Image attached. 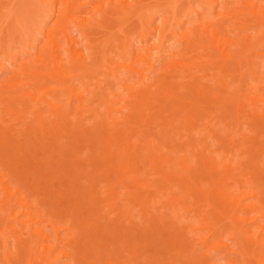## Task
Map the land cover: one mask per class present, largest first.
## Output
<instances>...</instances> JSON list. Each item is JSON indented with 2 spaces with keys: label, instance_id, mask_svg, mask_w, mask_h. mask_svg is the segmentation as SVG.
Returning a JSON list of instances; mask_svg holds the SVG:
<instances>
[{
  "label": "bare ground",
  "instance_id": "obj_1",
  "mask_svg": "<svg viewBox=\"0 0 264 264\" xmlns=\"http://www.w3.org/2000/svg\"><path fill=\"white\" fill-rule=\"evenodd\" d=\"M0 72V264H264V0H0Z\"/></svg>",
  "mask_w": 264,
  "mask_h": 264
},
{
  "label": "rangeland",
  "instance_id": "obj_2",
  "mask_svg": "<svg viewBox=\"0 0 264 264\" xmlns=\"http://www.w3.org/2000/svg\"><path fill=\"white\" fill-rule=\"evenodd\" d=\"M90 6H91V5H89L88 7H90ZM194 15H195V14H192V15L190 16L192 20H193L194 17H195ZM190 17H189V19H190ZM192 17H193V18H192ZM191 19H190V21H191ZM187 21H188V20H187ZM190 21H188V22H190ZM152 39H153V38H152ZM152 39H150L148 42H146V45H148V46H149V45H150V46L153 45L152 43L154 42V40H152ZM151 41H152V43H151ZM169 43H170V41H166V42L164 41L163 44H165V45L161 46L162 48L160 47V50H159V49H158V50H157V49H152V50L150 51L152 57H154V58H153V59H154V60H153V61H154V62H153V68H154V69L157 68L156 73L158 72L157 74H160V75L162 74V75H161L162 77H166L167 75H170L169 73H171L170 71H172V70H171V68H172V66H173L172 64H173V63L175 64L174 61L177 60L176 58L174 59V58L172 57V55H174V50H175V49H174V46H175V45L170 46L171 44H169ZM167 44H169V46H168ZM171 47H172V48H171ZM176 47L179 48L180 46H175V48H176ZM172 49H174V50H172ZM176 49H177V48H176ZM180 49H181V48H179L178 50H180ZM165 50H166V51H165ZM156 51H161V52L164 51V53H163V52H162V53H160V52L157 53ZM170 51H171V52L173 51V53H171ZM163 54H164V55H163ZM151 55H150V56H151ZM159 56H161V57L163 56V57L161 58V57H159ZM170 56H171V58H169ZM156 57H158L159 59L156 58ZM160 58H161V59H160ZM5 59H7V58H5ZM172 59H174V61H173ZM163 60H164L165 62H164ZM170 60H171V61H170ZM169 64H170L171 66H170ZM165 66H166V67H165ZM158 67H159L160 70H161L160 67H162V68H164V69H162V70L159 72ZM166 68H167V69H166ZM169 69H170V70H169ZM168 70H169V71H168ZM163 71H164V73L167 72V73H166L167 75H166V74H163ZM168 72H169V73H168ZM3 73H4V74H3ZM3 73L0 72V74H1V75H0V78H2V77L6 74L5 72H3ZM164 75H166V76H164ZM167 77H168V76H167ZM3 78H4V77H3ZM3 78H2V79H3ZM110 85H111V84H110ZM111 86H113V84H112ZM124 93H125V92H124ZM122 94H123V91H122ZM117 97H118V96H115L114 99H115V100L118 99ZM120 98H121V97H120ZM119 100L121 101V99H119ZM120 101H119V102H120ZM119 102H118V100H117V103H119ZM118 106H119V104H118ZM116 107H117V106H116ZM110 109H112L113 112H114V110H115L114 107H113V108L111 107ZM113 112H112V113L110 112L109 117H110V116H114V115H111V114H113ZM114 114H116V111L114 112ZM110 118H113V117H110ZM46 122H47V121H46ZM0 124H2V126H3V123H0ZM100 194H101V193H98L97 196H99ZM101 196H102V195H101ZM99 198L102 199V197H100V196H99ZM101 218H102V217H101ZM101 218H100L99 220H100V224L102 225V224H104L102 221H104L105 219L102 220ZM136 222H137V221H136ZM136 222H135V225L137 224V226H139L140 223H139V222L136 223ZM148 222H149V223H148ZM148 222H147L146 224L144 223L145 226H147V228L149 227L150 229L152 228V230H153V231H151V232L153 233V236H152V237L149 236V237H150V238H149V239H150V243H151L153 240H155V241H153L151 244H149V245H150V249H151V246H152L153 244H155L156 247L154 246L153 248H154V249L156 248L157 250H154V251H153V250H152L153 248H152V249H151L152 252H151V251H149V249H148V254H149V255H148V254H146L147 252L145 253V251H147V250L144 249L145 251L142 250L141 255H142V257H144V258H146V257L148 256L147 258H149V259L147 260V258H146V260L149 261V262H147V264H148V263H149V264H152V263L154 264V259L152 258L151 260H153V261L150 262V261H151L150 258H151V256L154 257V255H155L154 258H156L158 254H159V255H158V257H157V259H156L155 261H157L159 264H169L168 261H169L170 257H171L172 260H175V259H173V258L175 257V256L173 255V253H170V252H169V251H173L174 249H173L172 246L170 245V240H169V239H168V241H169L168 243H169V244H168L167 242H165L167 234H166V236H165V235L163 234V232L165 233V232L167 231V233H168V232L171 231V229H170V231L167 230V228H169L168 225H166L167 227H165L166 231H165L164 229H163V231H162V228H160L159 230H157L159 227L153 229V227H155V225H156V222H153V221H148ZM150 223H151V224H150ZM148 224H149V225H148ZM167 224H169V223H167ZM157 225H159V224H157ZM170 225H171V224H170ZM170 225H169V226H170ZM150 226H152V227H150ZM160 227H161V226H160ZM104 228H105V227H104ZM137 228H138V227H137ZM155 231H160V232H162V235H160V233L157 234V232H156V234H155V233H154ZM146 232H148V234L150 233L149 235H152L150 231H146ZM209 232H210V231H203V233L205 234V236H206V233L208 234ZM226 232H227V230H224V231L221 232V233H223V234H221V233L216 234V235H218V236L209 233V235H207V236H208V237H211L209 240L212 239L211 241H209V243H211L212 241H214V240H216V239H219V240H221L222 242H225L224 240H226V239H230L229 241H228V240H226V241H228V245H229V247H230V246L232 247L233 244H234V241H235V240L233 241L232 238L227 237L228 233H226ZM131 233H133V232H131ZM131 233H130L129 237H130V238H131V237L134 238V237H133V234H131ZM182 233H184V232H182ZM182 233L180 232L178 235L181 234V236H183ZM200 233H201V232H200ZM203 233H202V234H203ZM263 233H264V232H262V234L259 233V239L263 238V237H262V235L264 236ZM146 234H147V233H146ZM170 234H171V233H170ZM225 234H227V235H225ZM159 235H160V236H159ZM163 235H164V236H163ZM184 235H185V234H184ZM154 236H155V237H154ZM162 236L165 238V240H162V242L164 241V243L160 242V238H159V237H162ZM172 236H173V235H172ZM176 236H177V235H175L174 237H172V239H173V238H176ZM187 236H189V235H187ZM212 236H213V237H212ZM220 236H221V237H220ZM147 237H148V236H147ZM167 237H168V236H167ZM185 237H186V236H185ZM214 237H215V238H214ZM224 237H225V238H224ZM130 238H129V239H130ZM132 238H131V239H132ZM151 238H152V240H151ZM155 238H158L159 240H158V239H155ZM186 238H187V237H186ZM190 238H191V236H190ZM190 238H189V241L192 243V241H193L194 239L191 240ZM193 238H194V236H193ZM220 238H222V239H220ZM223 238H224V239H223ZM161 239H163V238H161ZM187 240H188V239H187ZM231 240L233 241V244H231V243H232ZM157 242L160 243L159 246H161V245L163 244V246L160 247L159 249H158V243H157ZM190 242H189L188 244H191ZM229 242H230V243H229ZM156 243H157V244H156ZM225 243H227V242H225ZM166 244H168V245L166 246V248H168L169 246L171 247V249H170L169 251L167 250V252H169V254H167L166 249L164 248V247H165L164 245H166ZM140 246L142 247V249L148 247V246H144V247H143L141 244H140ZM199 246H200V245H199ZM170 247H169V248H170ZM196 247H198V246H196ZM196 247H195V249H196ZM169 248H168V249H169ZM138 250L140 251V249H138ZM158 250H160V253H159V252L157 253ZM196 250H197V252H198V248H197ZM199 250H200V248H199ZM220 250H221V249H219V250H214V251L216 252L215 255L218 256L217 253H219V255L221 254V255L224 256V257H222V256L220 255L221 257L218 256V258H216L215 255H214V252H213V253L210 252V253H212V254H209V257H210L211 260H212L214 257H215L216 259L220 260V261H217V264H218V262H221L222 259H223V260H222L221 263H225L224 261H226L227 259H228L229 261L235 259L234 256L232 257V258H234V259H230V258L227 257L228 254L233 255L234 253H230L229 251H227V249H226V251L229 252V253H226V252L224 253L225 249H222L223 252H221ZM161 251H164V252H161ZM217 251H219V252H217ZM173 252H174V251H173ZM194 252H195V255H196V254L198 255V253H197L195 250H194ZM220 252H221V253H220ZM137 253H138V251H137ZM163 253H164V255H163ZM205 253H206V252H205ZM143 254H144V256H143ZM145 254H146L147 256H146ZM150 254H151V255H150ZM160 254H161L162 256H160ZM192 254H194V253H192ZM199 254H201V253H199ZM226 254H227V255H226ZM138 255L140 256V252H139ZM138 255L136 256V260L140 262L141 260L139 259V256H138ZM166 255H173V256H167L168 258H166V257H165ZM207 255H208V251H207ZM207 255L205 254V256H207ZM210 255H211V256H210ZM212 255H214V256H212ZM234 255H235V254H234ZM239 255H240V254H239ZM205 256H203V254H202V258H203V260L205 259ZM140 257H141V256H140ZM160 257H162L163 260H162V258L160 259ZM164 257H165V258H164ZM211 257H212V258H211ZM219 257H220V258H219ZM230 257H231V256H230ZM224 258H226V259H224ZM240 258H241V255H240ZM243 258H244V257L242 256L241 259L243 260ZM142 259H143V258H142ZM158 259H159V260H158ZM165 259H168V260H167L166 262H164ZM208 259H209V258H208V256H207V259H205V261H208ZM238 259H239V256H238V254H237V256H236V260H238ZM245 259H246V260H244V261H242V262L245 263L246 261H248V258H245ZM160 260H162L163 262H159ZM213 260H214V259H213ZM213 260H212V261H213ZM236 260L233 261V264L236 262ZM215 261H216V260H215ZM215 261H214V262H215ZM238 261H239V260H238ZM238 261H237V262H238ZM251 262H252V260H251ZM140 263H141V262H140ZM215 263H216V262H215ZM221 263H219V264H221ZM230 263H232V262L230 261ZM239 263H240V262H238V264H239ZM155 264H157V263L155 262ZM225 264H226V263H225ZM228 264H229V262H228ZM246 264H249V263L246 262Z\"/></svg>",
  "mask_w": 264,
  "mask_h": 264
}]
</instances>
